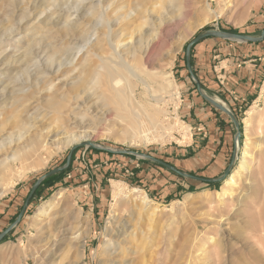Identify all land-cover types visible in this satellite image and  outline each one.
<instances>
[{
    "label": "rangeland",
    "instance_id": "374dc122",
    "mask_svg": "<svg viewBox=\"0 0 264 264\" xmlns=\"http://www.w3.org/2000/svg\"><path fill=\"white\" fill-rule=\"evenodd\" d=\"M123 1L127 2L120 0ZM186 1L184 18L165 24L156 36L150 65L158 72L171 74L180 103L178 109L169 103L168 112L170 118L177 116L187 130H175L171 137L161 132L153 134L157 137L148 143L121 142L114 139L123 130V124L116 118L119 113L115 106L108 104L100 108L99 104L90 102L95 107L88 104L91 108L84 119L85 125L81 130H74L82 132L87 140L66 148L49 146L30 156L25 166L16 165L20 178L0 198V235L16 221L37 180L54 169L65 167L70 150L82 145L72 152L63 174L50 188L36 190L20 221L0 240V264H102L100 253L106 234L111 232L115 221L129 220L131 211L114 201V188L119 185L125 186L126 191L142 190L160 206L153 216L138 212L130 217L150 245L152 257L150 260L149 256L145 257L150 264H241L239 243L243 229L237 200L242 194L244 178L236 177L232 196L223 206L210 204V200L240 165L246 143H251L256 155L255 145L262 139L257 121L259 116L264 122V38L259 43L218 38L200 41L190 50L192 76L187 69L185 51L197 35L208 31L227 33L231 30L238 35L260 37L264 31V0H233L229 12L202 26L197 24L207 10L217 9V0ZM90 3L93 1L83 0L82 6ZM1 6L0 34L6 26L5 0H0ZM13 38L16 41L10 38L0 41V51L8 50L5 53L8 61H12V50L18 49L20 38L23 39L19 35ZM76 55L68 69L63 67L56 76L48 77L47 85L59 89L62 83L59 77L73 66L81 69L77 66L80 54ZM253 57L259 59L248 62ZM244 63L259 67L255 79L249 80V69H242ZM14 67L17 66L0 67V89L12 80L8 78H13L16 70L19 72L20 68ZM248 86L253 90H247ZM201 94L231 111L238 124L239 139H236L237 131L231 119L209 105ZM248 111L256 114L257 120L246 127L244 120L248 119ZM184 135L188 136L186 140ZM131 153L149 156L192 177L219 180L208 184L185 178ZM60 190L65 191V203L46 212L42 221L32 223L33 215L42 204ZM188 194L192 197L184 203ZM209 236L215 238V244L206 240ZM81 242L84 247L79 255ZM52 253L55 255L50 257ZM141 256L134 257L140 259ZM131 257L127 258V263ZM131 264L140 263L132 261Z\"/></svg>",
    "mask_w": 264,
    "mask_h": 264
},
{
    "label": "bare ground",
    "instance_id": "6f19581e",
    "mask_svg": "<svg viewBox=\"0 0 264 264\" xmlns=\"http://www.w3.org/2000/svg\"><path fill=\"white\" fill-rule=\"evenodd\" d=\"M82 1L5 0L6 26L0 41L12 40L17 35L23 39L20 38L19 48L12 50V61L5 56L8 50L0 51V67L20 68L0 89V198L19 180L17 164L22 167L30 156L49 146L66 148L87 140L82 132L74 130L85 125L90 102L99 104L100 108L108 104L115 106L119 113L116 118L123 124V130L114 139L121 142L148 143L160 132L171 137L175 130H187L177 116L170 118L168 112L169 103L175 109L180 103L171 74L158 72L150 65L156 36L165 24L184 18L187 1L92 0L85 7ZM217 4V9L207 10L197 26L229 12L233 0H217ZM76 54H80L77 66L81 69L73 66L59 77L62 81L59 89L47 85L48 77L56 76L63 67L68 69ZM247 115L246 127L257 120L253 112L248 111ZM257 124L262 139L255 145L256 155L251 143H246L240 165L210 200V204L223 206L232 196L236 177L244 178L242 194L237 200L242 213L241 264H264V122L259 116ZM186 137L183 138L186 140ZM114 189V201L131 211L129 220L115 221L111 232L106 234L99 252L102 264H131L132 261L150 264L145 260L146 256L149 260L152 257L150 245L130 217L138 212L153 216L160 206L140 189L126 191L122 185ZM64 192L60 190L44 202L33 215L32 223L42 221L46 212L65 203ZM191 197L186 195L184 203ZM109 218L113 217L109 215ZM206 240L216 243L210 236ZM83 244L79 246V255ZM137 255L143 256L138 259L134 257Z\"/></svg>",
    "mask_w": 264,
    "mask_h": 264
},
{
    "label": "water",
    "instance_id": "95a60500",
    "mask_svg": "<svg viewBox=\"0 0 264 264\" xmlns=\"http://www.w3.org/2000/svg\"><path fill=\"white\" fill-rule=\"evenodd\" d=\"M208 38H218V39H222V40H228V41H236V42H241V43H257V42H260L263 40L264 38V31L261 33L260 37H257V38H253V37H247V36H243V35H236V34H230V33H225V32H219V31H208V32H205V33H202L200 35H197L186 47V51H185V56H186V62H187V69L189 71V73L191 74V68H190V64H189V55H190V50L191 48L196 45L197 43H199L200 41L202 40H205V39H208ZM192 76V74H191ZM197 89H198V92H200V88L199 86L197 85ZM201 93V92H200ZM201 96L203 97V99L211 106L215 107L216 109H218L219 111L225 113L230 119L231 121L234 123V126L236 128V139H239V136H240V133L238 132V124L235 120V117L234 115L231 113V111L227 108H224L223 106L219 105L218 103H216V101L204 96L201 94ZM82 145H77L75 147H73L71 150H70V153H69V156L67 158V161H66V164H65V167L68 165L69 163V159H70V156L72 154V152L74 150H76L78 147H81ZM88 147H92L94 149H99V147H96L92 144H87ZM118 153H121V154H124L125 152H118ZM132 155L134 156H139V157H142L146 160H150L152 162H155L157 164H159L160 166L162 167H165L166 169L170 170V171H173L175 172L176 174H178L179 176H182V177H185V178H190V179H193V180H196V181H200V182H203V183H213V182H217L219 179H216V180H210V179H202V178H196V177H192V176H189V175H186V174H183V173H180L178 171H176L175 169H173L171 166L165 164V163H162L158 160H155L149 156H143V155H139L137 153H131ZM65 167H61V168H58V169H54L48 173H46L44 176H42L39 180H37V182L33 185V187L31 188L25 202H24V205H23V208L20 212V214L18 215L16 221L7 229L5 230L1 235H0V240L6 235L8 234V232L20 221L21 217H22V214L24 212V210L26 209L29 201L31 200V198L33 197L34 193L36 192V190L38 189V187L41 185V183L53 176V175H56L60 172L63 171V169ZM226 173L223 175L225 176Z\"/></svg>",
    "mask_w": 264,
    "mask_h": 264
},
{
    "label": "crops",
    "instance_id": "0c3cea01",
    "mask_svg": "<svg viewBox=\"0 0 264 264\" xmlns=\"http://www.w3.org/2000/svg\"><path fill=\"white\" fill-rule=\"evenodd\" d=\"M257 43H259V42H257ZM252 56H255V55L252 54ZM258 59H259L258 57H253L252 60H248V62H250V63L256 62V60H258ZM244 64H246V65L242 69H249V80H251L252 78L255 79L256 78V73H258L257 69H259V67L257 65H251L249 63H244ZM250 69H253V70H250ZM249 86L246 88L247 90H249L251 88ZM251 90H253V89L251 88Z\"/></svg>",
    "mask_w": 264,
    "mask_h": 264
},
{
    "label": "trees",
    "instance_id": "16d2710c",
    "mask_svg": "<svg viewBox=\"0 0 264 264\" xmlns=\"http://www.w3.org/2000/svg\"><path fill=\"white\" fill-rule=\"evenodd\" d=\"M227 33H230V34H237L236 32L231 31V30L227 31ZM192 48H193V47H192ZM63 172H64V171H63ZM63 172H61V173H59V174H56V175H53V176H51V177L45 179V180L41 183V185L39 186L38 189H40V188H42V187H48V188H50L51 185H53V184L55 183V180H56L57 178H59L61 174H63ZM190 192H191V191H190Z\"/></svg>",
    "mask_w": 264,
    "mask_h": 264
}]
</instances>
